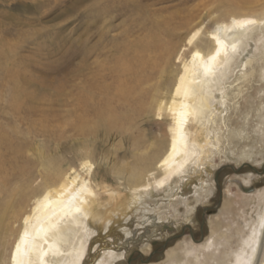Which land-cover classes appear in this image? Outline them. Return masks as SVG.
Segmentation results:
<instances>
[{"label": "bare ground", "instance_id": "obj_1", "mask_svg": "<svg viewBox=\"0 0 264 264\" xmlns=\"http://www.w3.org/2000/svg\"><path fill=\"white\" fill-rule=\"evenodd\" d=\"M211 1L231 11L229 20L213 19L204 27L198 7L172 10L157 8L156 0H86L85 72L81 79L75 72L71 109L55 132L59 137L63 130L72 133L76 160L4 155L12 145L0 126V264H83L90 222L103 202L91 164V145L99 135L131 143L134 164L126 172L134 194L167 187L218 148L220 138L213 141L214 126L223 118L218 113L228 99L233 101L235 86L228 84L232 79L249 82L255 64L264 59L250 50L252 42L264 45V18L240 15L253 12L255 0ZM259 2L264 14V0ZM15 93L8 103L11 113L30 120L37 107ZM151 118L168 121V134L147 146L141 126ZM259 129L264 133V119ZM260 204L249 233L235 229L227 238L206 239L200 247L211 253L198 263L264 264V192ZM236 235L238 247L229 244L215 257L222 239ZM121 257L109 250L96 264Z\"/></svg>", "mask_w": 264, "mask_h": 264}, {"label": "rangeland", "instance_id": "obj_2", "mask_svg": "<svg viewBox=\"0 0 264 264\" xmlns=\"http://www.w3.org/2000/svg\"><path fill=\"white\" fill-rule=\"evenodd\" d=\"M156 1L157 8H199L198 22L204 27L232 15L211 0ZM259 3L252 4V13L244 10L240 15L264 18ZM86 25V0H0V126L12 145L4 155L76 160L72 133L63 130L59 137L55 132L60 117L66 120L71 109L75 72L80 79L85 72ZM250 50L263 58L262 43L252 42ZM263 67L264 59L255 64L256 72L246 84L244 79L230 81L228 85L235 86L233 101L220 108L218 116L223 118L214 126L213 141L221 140L218 148L165 188L134 194L126 172L134 164L131 143L115 135L98 136L91 145V164L103 202L90 222L83 264H96L109 250L122 255L112 264H199L203 254L211 253L200 247L206 239L234 235L235 229L249 233L264 192V133L259 132L264 119ZM243 86L246 91L236 97ZM14 93L37 107L30 120L11 113L8 103ZM167 122L151 118L141 126L147 146L168 134ZM226 238L213 251L215 257L229 244L238 247L237 235ZM208 264H218L217 259Z\"/></svg>", "mask_w": 264, "mask_h": 264}]
</instances>
